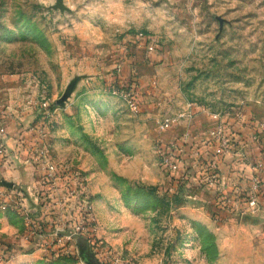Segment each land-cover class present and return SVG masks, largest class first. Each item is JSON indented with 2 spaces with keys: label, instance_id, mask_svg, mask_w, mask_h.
Returning a JSON list of instances; mask_svg holds the SVG:
<instances>
[{
  "label": "rangeland",
  "instance_id": "obj_1",
  "mask_svg": "<svg viewBox=\"0 0 264 264\" xmlns=\"http://www.w3.org/2000/svg\"><path fill=\"white\" fill-rule=\"evenodd\" d=\"M221 119L262 177L264 0H0V172L17 183L0 175V264H264V189L227 214L224 155L201 161Z\"/></svg>",
  "mask_w": 264,
  "mask_h": 264
},
{
  "label": "crops",
  "instance_id": "obj_2",
  "mask_svg": "<svg viewBox=\"0 0 264 264\" xmlns=\"http://www.w3.org/2000/svg\"><path fill=\"white\" fill-rule=\"evenodd\" d=\"M222 120L223 119H221L220 123L224 125V134L226 135L228 139V145H227L226 151L223 154L224 156L222 157V159L220 160L218 164V171H219L218 176L219 177H218V181L215 186L223 189L225 185L226 187L223 193L227 195L239 193L238 189L243 190L240 193V195H242L244 193H247V191L250 190L249 180H250V175H251V169L249 165L243 166V164L251 163L252 161L250 160L251 153L249 152L248 149H246V140L244 139V136L241 135V132L239 133V135H236L238 134V132H235V129L233 131V128L231 127V123L229 122L227 123ZM217 123L218 122L214 123L215 126L217 125ZM198 148H199L198 150H204L202 152L200 151L201 161L204 163L210 160L209 154L210 153L213 154L212 149L210 147L208 148L204 147V145H202L201 143L198 144ZM242 160L245 162L242 163ZM10 173L11 172L3 170L0 172V175L5 181H8V183H10L12 186L15 187L17 186V183L13 181H16L15 179L16 175H13L12 173L11 174ZM18 179H20V177ZM30 189L29 187H26L25 190L27 191H24L23 189L21 190L23 193L20 191L22 193V196L24 197V200L22 199L23 197H21L20 199V200H23V203H21L23 208L27 205L28 201H30L31 199H32V202L34 203V199L32 197L33 194L30 192ZM1 213L2 212L0 211V244L6 245L7 247L9 246L10 248H12V246L7 245L6 242L7 240H11V239L13 240L12 233L15 232V228L9 222V217L7 215H1ZM4 240H6V242Z\"/></svg>",
  "mask_w": 264,
  "mask_h": 264
},
{
  "label": "built area",
  "instance_id": "obj_3",
  "mask_svg": "<svg viewBox=\"0 0 264 264\" xmlns=\"http://www.w3.org/2000/svg\"><path fill=\"white\" fill-rule=\"evenodd\" d=\"M136 39L143 40L144 42H148V39L143 35V33H139L136 35ZM150 40V39H149ZM155 48V45L153 44V41L148 42L147 49L148 51H152ZM124 98L126 99L127 107L133 111H138L137 102L133 96L132 93H127L124 95ZM176 122V119L174 118H165L161 122L158 123V128L160 131H166L168 128L173 126ZM207 143L211 146V149L213 150V154L216 157H220L224 154V152L227 149L228 145V139L226 135L224 134V125L222 123H219L215 126L213 130L210 131L209 137L206 138ZM1 145H0V154H1ZM166 164L171 166V162L165 161ZM212 172H215L217 169L216 163L213 162L210 165ZM53 168L52 166H48V171L50 174H52ZM255 171L261 172L262 177H251L250 178V190L247 193H244L242 195L232 194L229 196H223L219 195L218 197V205L222 209H226L228 212L233 213L237 211L238 209L246 208L247 210H254L258 208V202H257V193L261 191V189H264V166L257 165L255 167ZM212 175L210 178V183H212L216 175ZM213 179V181L211 180ZM11 187V186H9ZM4 209L5 206H2ZM36 232L32 231L30 235L27 238H30L31 236H35ZM52 237V243L55 244V246H62L63 242L70 240L69 235H60L59 233H53L51 235ZM9 254L8 248L4 245H0V262H4L7 259V255ZM75 264H85L83 262L77 261ZM109 264H123L122 261L118 257H112V259L109 261Z\"/></svg>",
  "mask_w": 264,
  "mask_h": 264
},
{
  "label": "water",
  "instance_id": "obj_4",
  "mask_svg": "<svg viewBox=\"0 0 264 264\" xmlns=\"http://www.w3.org/2000/svg\"><path fill=\"white\" fill-rule=\"evenodd\" d=\"M56 6L60 8L62 6V0H56ZM8 186V185H7ZM10 186V185H9Z\"/></svg>",
  "mask_w": 264,
  "mask_h": 264
},
{
  "label": "trees",
  "instance_id": "obj_5",
  "mask_svg": "<svg viewBox=\"0 0 264 264\" xmlns=\"http://www.w3.org/2000/svg\"><path fill=\"white\" fill-rule=\"evenodd\" d=\"M227 214H231L230 212H228ZM226 216V215H225ZM0 245H2V244H0ZM5 246V245H4Z\"/></svg>",
  "mask_w": 264,
  "mask_h": 264
}]
</instances>
